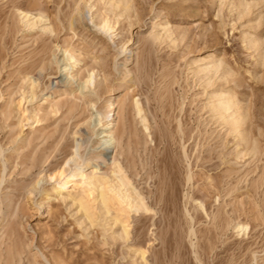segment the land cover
<instances>
[{"label":"rangeland","instance_id":"rangeland-1","mask_svg":"<svg viewBox=\"0 0 264 264\" xmlns=\"http://www.w3.org/2000/svg\"><path fill=\"white\" fill-rule=\"evenodd\" d=\"M131 6L0 0V264H264V0ZM83 160L94 186L55 193Z\"/></svg>","mask_w":264,"mask_h":264},{"label":"bare ground","instance_id":"bare-ground-1","mask_svg":"<svg viewBox=\"0 0 264 264\" xmlns=\"http://www.w3.org/2000/svg\"><path fill=\"white\" fill-rule=\"evenodd\" d=\"M101 1H104L105 3H107L113 10H117V11L120 10L121 14L119 15V17H122L124 13H127L132 9L131 0H101ZM94 8L95 6L90 5L89 9L93 11ZM20 16H22V22L25 24V26L29 30H35L38 27L45 26L43 28V31L45 32L52 31L51 28L46 27L47 24L49 23V20L47 18H44L42 16H35L33 13L31 14L25 11H22L20 13ZM114 29L115 28L111 24V21L109 19H105L100 26V30L104 34L109 36L111 40H113V38L115 37L113 33ZM163 31L168 36H171L173 34L168 25L163 28ZM59 53H62L61 55L62 58L57 61V64H59V67H60L59 70L61 74L69 75V77L72 80H74L76 76H73V73L75 72L76 67L78 65L77 61L66 50H63V51L60 50ZM210 56L212 58V56L214 55H210ZM216 67L219 68V65L214 64V66H212V68H216ZM95 81H96V76L95 74L92 73L89 75L88 79L85 82H82L79 85V89L83 96L88 95L87 93H84V90L88 89L90 86H93L95 84ZM35 97L36 96L33 94V99ZM221 105L225 106L224 112L229 111L232 108V106H234V104L231 106H226L224 102H222ZM89 106H90L88 108L89 111H92L94 109L97 111V107L94 102H89ZM113 109H114V105L110 104L107 107L108 114H111L113 112ZM113 116L114 115H112L111 117ZM90 123H92L93 131L96 134V137L98 138L100 142V149L104 152L105 156H108L110 150L114 149L117 143L114 132H113L115 128L113 118L108 120V115H103L101 113L97 115L91 114ZM76 143H77V147H76L77 155L76 156H78V153L81 149V144L78 141ZM74 159L75 157L71 158L68 161V163L70 164V162H74ZM69 164L64 167H61L57 172L49 176V179L54 183L55 193H61L65 189V187L69 184H74V186L76 187H79V186L93 187L94 186V182L92 181L93 177L84 173V171L88 167V163L86 161L83 160L82 164L75 166V168H72ZM97 166L98 165H95V168ZM5 168H7L6 164H5ZM30 193H32V191Z\"/></svg>","mask_w":264,"mask_h":264}]
</instances>
